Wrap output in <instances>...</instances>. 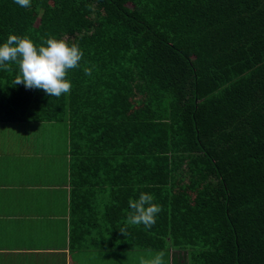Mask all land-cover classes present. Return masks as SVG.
<instances>
[{
  "label": "trees",
  "instance_id": "obj_1",
  "mask_svg": "<svg viewBox=\"0 0 264 264\" xmlns=\"http://www.w3.org/2000/svg\"><path fill=\"white\" fill-rule=\"evenodd\" d=\"M9 35L83 52L59 98L0 67V120L67 124L101 246L264 264V0H0V46ZM141 192L163 209L150 230L127 222Z\"/></svg>",
  "mask_w": 264,
  "mask_h": 264
},
{
  "label": "crops",
  "instance_id": "obj_2",
  "mask_svg": "<svg viewBox=\"0 0 264 264\" xmlns=\"http://www.w3.org/2000/svg\"><path fill=\"white\" fill-rule=\"evenodd\" d=\"M69 149L67 124L0 120V264H141L158 253L183 264L174 251L100 245L103 207L78 210Z\"/></svg>",
  "mask_w": 264,
  "mask_h": 264
},
{
  "label": "clouds",
  "instance_id": "obj_3",
  "mask_svg": "<svg viewBox=\"0 0 264 264\" xmlns=\"http://www.w3.org/2000/svg\"><path fill=\"white\" fill-rule=\"evenodd\" d=\"M23 8L31 7V0H14ZM83 57L78 43H69L68 38H48L39 47L27 36L9 35L7 42L0 46V67L10 70L8 62L19 65V75L14 85L23 84L26 89H42L51 97L59 98L69 93L71 82L66 79L70 69L77 68ZM91 69L85 68V75H91ZM152 194L141 192L138 199L130 200L131 212L127 217L130 225H143L150 230L156 224V216L162 212V206L153 203ZM125 235V230L121 229ZM163 253L141 264H163Z\"/></svg>",
  "mask_w": 264,
  "mask_h": 264
},
{
  "label": "rangeland",
  "instance_id": "obj_4",
  "mask_svg": "<svg viewBox=\"0 0 264 264\" xmlns=\"http://www.w3.org/2000/svg\"><path fill=\"white\" fill-rule=\"evenodd\" d=\"M48 130H49V129H48ZM165 258H166V257H165V256H163V263H164V261H165Z\"/></svg>",
  "mask_w": 264,
  "mask_h": 264
}]
</instances>
